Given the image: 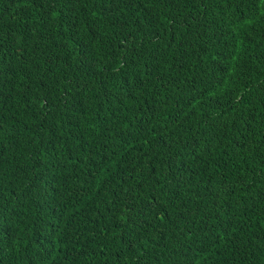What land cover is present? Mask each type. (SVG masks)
I'll list each match as a JSON object with an SVG mask.
<instances>
[{
	"label": "trees",
	"instance_id": "trees-1",
	"mask_svg": "<svg viewBox=\"0 0 264 264\" xmlns=\"http://www.w3.org/2000/svg\"><path fill=\"white\" fill-rule=\"evenodd\" d=\"M0 264H264V0H0Z\"/></svg>",
	"mask_w": 264,
	"mask_h": 264
}]
</instances>
